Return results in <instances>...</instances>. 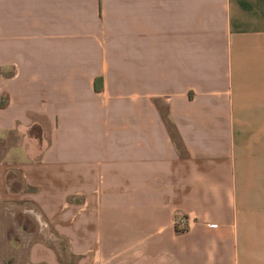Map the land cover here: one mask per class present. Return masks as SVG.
<instances>
[{
    "label": "crops",
    "instance_id": "obj_1",
    "mask_svg": "<svg viewBox=\"0 0 264 264\" xmlns=\"http://www.w3.org/2000/svg\"><path fill=\"white\" fill-rule=\"evenodd\" d=\"M0 145L31 264H264V0H0Z\"/></svg>",
    "mask_w": 264,
    "mask_h": 264
},
{
    "label": "rangeland",
    "instance_id": "obj_2",
    "mask_svg": "<svg viewBox=\"0 0 264 264\" xmlns=\"http://www.w3.org/2000/svg\"><path fill=\"white\" fill-rule=\"evenodd\" d=\"M3 145H0V158L3 155ZM5 206V202L0 200V264H31L27 262V253L17 248L10 247L7 242V238L20 239L22 235L19 229H17L18 217L11 219L9 216L2 213V209ZM18 206V205H16ZM59 254H61L62 260H68L70 256L65 249V241L59 239L56 246Z\"/></svg>",
    "mask_w": 264,
    "mask_h": 264
}]
</instances>
